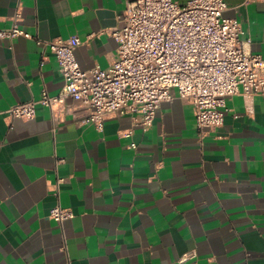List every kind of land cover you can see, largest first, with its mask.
I'll return each mask as SVG.
<instances>
[{"label": "crops", "instance_id": "0c3cea01", "mask_svg": "<svg viewBox=\"0 0 264 264\" xmlns=\"http://www.w3.org/2000/svg\"><path fill=\"white\" fill-rule=\"evenodd\" d=\"M128 1L0 0V30L30 35L0 38V264H264V97L250 113L229 98L223 126L202 140L178 95L146 132L128 116L98 129L71 100L64 111L37 105L30 120L4 113L60 91L45 41L76 36L80 68H107L116 42L105 29ZM224 1L264 59V0ZM57 205L73 217L50 219Z\"/></svg>", "mask_w": 264, "mask_h": 264}, {"label": "built area", "instance_id": "2783aa9c", "mask_svg": "<svg viewBox=\"0 0 264 264\" xmlns=\"http://www.w3.org/2000/svg\"><path fill=\"white\" fill-rule=\"evenodd\" d=\"M251 0H246L245 3ZM224 0H131L119 24L105 32L116 42L108 67L81 69L74 56L76 36L45 41L54 55L63 85L56 95L44 89L38 100L17 103L4 113L30 120L36 106L64 111L71 100L98 129L109 116H128L143 132L151 126L161 104L175 95L192 105L198 137L202 140L223 126L226 101L240 94L249 106L264 97V59L247 51L248 31L240 7L225 17ZM30 35L16 25L0 30L12 42ZM135 147V144H131ZM73 213L59 205L49 218L61 224ZM193 257L185 253L180 261Z\"/></svg>", "mask_w": 264, "mask_h": 264}]
</instances>
